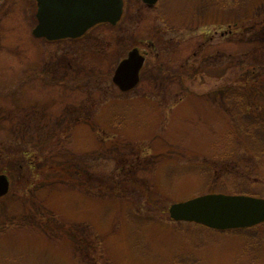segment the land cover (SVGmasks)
<instances>
[{
  "label": "rangeland",
  "instance_id": "rangeland-1",
  "mask_svg": "<svg viewBox=\"0 0 264 264\" xmlns=\"http://www.w3.org/2000/svg\"><path fill=\"white\" fill-rule=\"evenodd\" d=\"M8 4L0 264H264V223L224 232L170 221L167 211L208 193L264 199V98L249 108L237 75L264 55V0H125L118 27L52 44L30 41L33 3ZM134 46L148 54L139 83L111 89ZM75 111L91 119L67 123ZM18 117L25 139L11 137L25 129ZM28 141L37 177L13 160Z\"/></svg>",
  "mask_w": 264,
  "mask_h": 264
},
{
  "label": "water",
  "instance_id": "water-1",
  "mask_svg": "<svg viewBox=\"0 0 264 264\" xmlns=\"http://www.w3.org/2000/svg\"><path fill=\"white\" fill-rule=\"evenodd\" d=\"M149 7L158 0H141ZM36 38L49 42L78 38L97 24L115 25L122 15L123 0H35ZM144 63L137 48L114 68L111 81L121 92L130 91L138 83ZM9 178L0 173V198L8 193ZM171 221L196 223L219 231L245 229L264 223V199L248 195L202 194L167 208Z\"/></svg>",
  "mask_w": 264,
  "mask_h": 264
},
{
  "label": "trees",
  "instance_id": "trees-1",
  "mask_svg": "<svg viewBox=\"0 0 264 264\" xmlns=\"http://www.w3.org/2000/svg\"><path fill=\"white\" fill-rule=\"evenodd\" d=\"M260 22L261 21H257L256 23H259V26H258L259 29L263 30L264 29V23H260ZM248 28H250V27L247 25L245 27H242L241 31H242L243 36H246L248 34L246 32V30ZM256 28L251 30V31L252 32L255 31ZM230 35H232V32H229V31L226 32V36H230ZM237 75H238V83L240 85L238 87L242 88V91H244L248 95V98L250 100L247 104L249 105V108H252V104H253L252 100L254 98H259V97L264 98V55H262L261 58L258 56L254 62L245 63L242 66L239 73H237ZM106 79L109 81L108 78H106ZM97 84H99V85H96V87L102 88L101 85H104V81H102V83L99 82ZM109 86L111 89H114V86L112 85L111 81H109ZM259 112H260L259 117L262 119L261 121L264 122V114L261 111H259ZM70 114H72L74 117H76V116H79V115L84 114V113H81V111L77 113V111H75V112H72ZM17 121H19V123L21 122V124H19V126H16V127H25V125H24L25 121L21 120V118H19V117H18ZM86 121H89V119L88 118L84 119L80 116L79 119L70 120L67 123L86 122ZM11 122H12V120H11ZM35 125H38V124H35ZM35 125H34V127L30 128V129H35L37 127ZM27 126H31V125H27ZM28 130H29V127H25V129H21V128L19 129L18 128L17 133H14L11 130L13 133V135L11 137H13V139L15 137L25 139L24 134L26 136V133ZM30 142L31 141L26 142L27 145L24 146L23 149L19 150V152L14 156L15 159L13 157L12 158H13V160H15L16 164L18 163V165H17L18 167H23V168L29 169L31 172H35L36 177H37L38 173H39V169H37V167H35V166L37 164L36 160L38 158V155H37L38 147L33 146L36 141H33V143L31 142L32 144ZM19 145H20V143H19ZM54 167H56V166H54ZM47 169L50 170L51 167L48 165Z\"/></svg>",
  "mask_w": 264,
  "mask_h": 264
},
{
  "label": "flooded vegetation",
  "instance_id": "flooded-vegetation-1",
  "mask_svg": "<svg viewBox=\"0 0 264 264\" xmlns=\"http://www.w3.org/2000/svg\"><path fill=\"white\" fill-rule=\"evenodd\" d=\"M9 1H11V0H0V11H2V7H5V6H8L9 4ZM21 1H23V2H25V3H27V4H29V3H33L32 5H33V7H30V6H28L27 5V8H25V14H27L29 17H27V24H28V27H29V31H30V34L32 35L31 36V38H30V41L31 40H33V41H36V42H44V43H49V44H52V43H62V42H67V43H72V42H78V41H83V40H87V39H92V37H94V35H93V29H95V28H97V27H101L102 25H104V26H106V27H108V28H110V29H114V28H116V27H118L120 24H122V21L124 20V16H125V11H126V9H125V0H123V5H122V9H123V11H122V15H121V17H120V20L115 24V25H110V24H108V23H102V24H97V25H95V26H92V28H90V29H88L84 34H82V36H80V37H78V38H72V39H70V38H64V39H62V40H57V41H52V42H49L48 40H46L44 37H41V38H36V37H34V35L32 34V30L34 29V27L37 25V18H36V9H37V5H36V3H35V0H21ZM142 2V1H141ZM144 4V3H143ZM144 5H146V4H144ZM156 4H154V5H152V7L153 6H155ZM147 6V5H146ZM147 7H149V6H147ZM152 7H149V8H152ZM6 12L7 11H9V9H6L5 10ZM3 16V15H2ZM1 16V17H2ZM3 20V18H0V24L2 23L1 21ZM0 28H1V25H0ZM134 48H137L138 50H139V53L143 56V58H144V63H143V65H142V67L140 68L141 70L139 71V74H138V80L140 79V77H141V74H142V72H143V70H144V67H145V64H146V62H147V60H148V54H147V52H146V50H144V51H142L141 49H139L138 47H136V46H134V47H132V48H130V50H128V52H130L131 50H133ZM82 51V50H81ZM128 52H127V54H128ZM127 54H126V56H127ZM126 56H124L122 59H120V61H122ZM119 61V62H120ZM118 62V63H119ZM117 66V65H116ZM115 66V67H116ZM114 71V70H113ZM114 73V72H113ZM113 73L111 74V75H113ZM111 78H112V76H111ZM111 78H110V81H111ZM140 81V80H139ZM139 81H138V83H139ZM111 83H112V81H111ZM137 83V84H138ZM112 85H113V83H112ZM114 86V85H113ZM116 87L114 86V89H115ZM117 89V88H116ZM118 90V89H117ZM132 90V89H131ZM82 117V118H84V119H86V118H88V119H91V118H89L88 117V115L87 114H81V115H79V116H76L75 117V119H79V117Z\"/></svg>",
  "mask_w": 264,
  "mask_h": 264
}]
</instances>
